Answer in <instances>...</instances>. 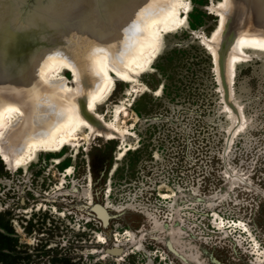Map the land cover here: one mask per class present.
I'll return each instance as SVG.
<instances>
[{
    "label": "rangeland",
    "instance_id": "1",
    "mask_svg": "<svg viewBox=\"0 0 264 264\" xmlns=\"http://www.w3.org/2000/svg\"><path fill=\"white\" fill-rule=\"evenodd\" d=\"M48 1L0 0L1 66L40 47ZM235 1L183 0L150 69L112 75L100 132L24 169L0 157V264H264V48L237 49L264 18L247 3L231 27ZM104 53L124 68L129 49Z\"/></svg>",
    "mask_w": 264,
    "mask_h": 264
},
{
    "label": "bare ground",
    "instance_id": "2",
    "mask_svg": "<svg viewBox=\"0 0 264 264\" xmlns=\"http://www.w3.org/2000/svg\"><path fill=\"white\" fill-rule=\"evenodd\" d=\"M256 2L261 5L259 10ZM182 3L183 0H49L45 5L49 15L39 16L43 23L34 24L38 20L35 16L30 20L29 30L37 34L40 47L29 62L9 68L0 65L1 159L14 170L24 169L40 152L60 153L78 139L83 128L103 130L106 125L94 109L112 92V75L130 81L150 69L158 53L157 37L179 23ZM247 3L254 6L257 22L264 18V0L235 1L230 14L237 17L231 27H241L245 16L252 17L247 13ZM253 30L256 33L252 31L251 35L258 33L261 41L237 39V49L264 48V23ZM123 44L129 49L124 68L115 66L104 53ZM85 52L89 53V63L81 61ZM235 61L234 57L230 60V70ZM67 73H71L75 87L68 85ZM120 109L115 108V115ZM9 135L14 144L11 154L3 149Z\"/></svg>",
    "mask_w": 264,
    "mask_h": 264
}]
</instances>
